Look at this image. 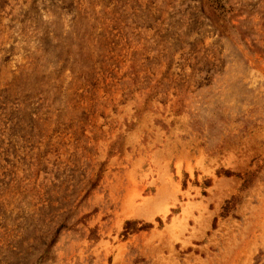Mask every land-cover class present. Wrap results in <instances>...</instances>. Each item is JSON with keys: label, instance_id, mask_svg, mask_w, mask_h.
<instances>
[{"label": "rangeland", "instance_id": "rangeland-1", "mask_svg": "<svg viewBox=\"0 0 264 264\" xmlns=\"http://www.w3.org/2000/svg\"><path fill=\"white\" fill-rule=\"evenodd\" d=\"M0 264H264V0H0Z\"/></svg>", "mask_w": 264, "mask_h": 264}, {"label": "trees", "instance_id": "trees-1", "mask_svg": "<svg viewBox=\"0 0 264 264\" xmlns=\"http://www.w3.org/2000/svg\"><path fill=\"white\" fill-rule=\"evenodd\" d=\"M216 175L224 176V177H236L240 178L242 180L241 183V190L246 189L252 182L253 180V174H239V173H234L228 170H222L218 171ZM239 200V198L232 196L229 200L225 201L224 206L222 207V212H221V217L227 216L228 212L233 208V206L236 204V202ZM137 223L136 222H131V221H126L125 222V230L124 234H127L129 231V228L134 229L136 231L144 230L146 228L151 227V225H141L140 227H136Z\"/></svg>", "mask_w": 264, "mask_h": 264}]
</instances>
